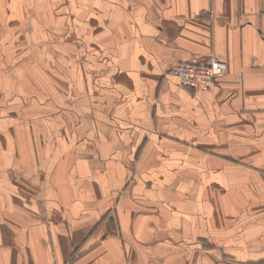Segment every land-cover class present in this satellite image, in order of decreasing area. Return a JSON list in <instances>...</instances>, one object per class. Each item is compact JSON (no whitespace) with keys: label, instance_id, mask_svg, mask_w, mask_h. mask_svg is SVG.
<instances>
[{"label":"crops","instance_id":"crops-1","mask_svg":"<svg viewBox=\"0 0 264 264\" xmlns=\"http://www.w3.org/2000/svg\"><path fill=\"white\" fill-rule=\"evenodd\" d=\"M0 264H264V0H0Z\"/></svg>","mask_w":264,"mask_h":264},{"label":"built area","instance_id":"built-area-1","mask_svg":"<svg viewBox=\"0 0 264 264\" xmlns=\"http://www.w3.org/2000/svg\"><path fill=\"white\" fill-rule=\"evenodd\" d=\"M225 70L226 64L217 59H191L173 65L170 74L184 87L205 90L222 76Z\"/></svg>","mask_w":264,"mask_h":264}]
</instances>
